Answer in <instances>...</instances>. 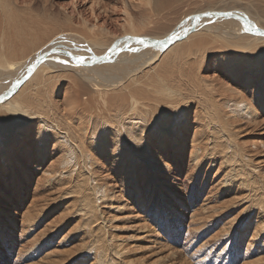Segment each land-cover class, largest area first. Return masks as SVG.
I'll list each match as a JSON object with an SVG mask.
<instances>
[{
	"label": "rangeland",
	"instance_id": "rangeland-1",
	"mask_svg": "<svg viewBox=\"0 0 264 264\" xmlns=\"http://www.w3.org/2000/svg\"><path fill=\"white\" fill-rule=\"evenodd\" d=\"M203 9L241 10L264 27V0H0V59L21 65L60 34L93 53L132 31L162 38ZM2 10L32 34L10 38ZM201 33L113 89L59 70L18 95L33 118L0 110V264H97L99 250L118 264H264V97L254 93L264 52L209 38L194 48ZM173 115L180 134L171 143V125L160 144L148 125Z\"/></svg>",
	"mask_w": 264,
	"mask_h": 264
},
{
	"label": "bare ground",
	"instance_id": "bare-ground-1",
	"mask_svg": "<svg viewBox=\"0 0 264 264\" xmlns=\"http://www.w3.org/2000/svg\"><path fill=\"white\" fill-rule=\"evenodd\" d=\"M213 12H225L226 15H213ZM230 13H236L240 15L241 17H233L231 15H227ZM4 16L7 18L8 29H9V32L11 33L9 37L13 38V40L25 38L23 36L26 34L28 35L30 33V32L28 33V31L26 30L25 25L24 26L22 25L23 28H21L22 26L20 25V23L17 22V20H15V18L17 17H15L14 13L10 11H3V17ZM29 31L31 30L29 29ZM200 31H203V32L201 33ZM261 31H264V27L261 26V24H259L258 21H256V19H254L253 17L249 16L246 12H243L241 10H236V9L235 10H226V9L204 10L203 9V11H198V12H195L194 14H190L185 21L177 25V27H175L171 31V33H169L167 36H164V37L162 36V38H156L154 36L153 37L138 36V35L133 34L134 32L132 31L133 33L131 32L130 33L131 35H122V36L114 37L113 40L109 44H107L106 46H103L105 49L102 50L100 53H93L92 50H90L91 48L89 49L90 47L88 43L89 41L88 42L84 41L82 38H79L80 36L77 39L76 36H75L76 38L74 37L72 38L70 37L71 35L68 36V34H60L56 36L53 40H51V42L37 55L33 54L34 56L27 59L21 65H17L16 62H8V63L3 62L2 63L0 59V110H2V112L4 111V113L2 114H5L6 112V113H12L16 115H22L25 117L28 116L29 118H33L34 114L27 112V110H25V108L23 107L24 102L22 103L17 100V97H19L18 95L20 94L21 90L25 87L26 83L29 80L33 79L34 77L44 75V74L45 75L49 74L50 76V73L57 72L59 70L72 71L78 77H81L83 79H88L89 81L92 80L91 76L93 74L95 75L98 74V76L100 77H105L104 80L107 83H104L103 85L105 87L111 86V89H113L116 86L120 85L121 80L125 77V75H127V73L130 74L131 71L137 70L141 68L142 65L150 63V59H153V61L156 60L164 50L180 42L186 41L187 39H189V37H191L192 34L194 35V33H198V32L201 34H204V36H201V38L198 39L196 43H194V46H193L194 48L202 49L203 45H205L209 39L212 41L213 40L222 41L223 42L222 44L225 46V48H228V49L231 47V48H237V49L240 48V49L246 50L247 46L249 45L255 46L256 44L257 48L260 46L261 48H263V49L258 48V50H255L257 48L256 46L255 47L253 46L254 52L257 53L256 55L260 56L261 54H263L262 52H264L263 51L264 47H262L264 46V35L260 34ZM243 34H245L247 38L243 37ZM246 41H249L247 42L248 44L245 43ZM91 42L93 43L92 47H95L97 46V44H99L98 41H91ZM23 44H24V47L27 46V43H23ZM249 48L251 47L249 46ZM50 51H53V52L48 53ZM0 58H1V55H0ZM247 63H249L248 60H247ZM258 63H259V59L256 58L251 64L254 66V64L258 65ZM4 69L8 71L3 73L1 70H4ZM261 69L262 67L260 66L258 70L260 71ZM27 73L28 75L25 77ZM88 73H90L91 75ZM7 79L8 81L6 82ZM258 79H259V82L256 83L258 89L254 91V93L257 95V97H259V99L255 98L253 94H252V98L254 97L256 101L262 102L263 101L262 97H264V80L263 78H258ZM96 88L99 89V86L96 85ZM131 101H134V100H131ZM243 105L244 104L240 106H243ZM174 117L168 120L167 122H165L164 124H161V126L158 123V120L160 118L158 119L155 118L153 120L151 119L152 121L148 125L150 126L149 127L151 131L150 135L157 136L156 139L158 140L160 144L164 141V138L166 137L165 133H167L166 130L171 125H173L172 131L168 132L169 134L168 137H169L170 142L172 143V141H174V138H175L173 137L174 134L176 135L180 134L181 130L176 128L178 125H180V123L177 121L179 119L176 118L177 116H174ZM127 118L130 121H132V124L135 123L137 126H140L142 124L141 122L143 121L131 115ZM147 124L145 126H147ZM121 126H122V122H121ZM102 129H105L104 126L103 128H101L100 133H103ZM45 130L46 132L48 131L46 127H45ZM116 133L121 134L122 131H119V128L117 127ZM96 135L97 134H94L93 136H96ZM61 137L64 141H67V139L63 138L64 137L63 135ZM135 138L136 137L133 138L134 139L132 140L133 142L131 141L134 148L139 147V145L135 143V140H136ZM95 142L100 143L99 145H97V147H100L102 139H97V141ZM132 145L130 146V144H127V141H124L123 148L125 150L126 149L129 150L130 148L132 149ZM2 146L3 147H0V160L4 161L6 160L7 155L5 153V146L4 145ZM72 146L76 147L73 144ZM66 148H65L66 152H69L72 155L75 154V151L72 149V147L70 148L69 145H66ZM131 151L132 150H130L129 152L126 151L124 155L126 153H130ZM8 172L13 173L11 166L9 167ZM87 206L90 207L89 205ZM120 208L121 207L118 204H114L113 206L114 210L115 209L117 210ZM128 217L130 216L124 215V216H120L118 219H121V220L128 219ZM254 231L258 235L260 234L258 229H255ZM38 243L39 242H35L34 246L28 249V251H32L35 248L36 244ZM122 253H123L122 250L118 251V254L121 255ZM98 254L100 256L97 255V257H100V262L97 264H118L114 260H111L109 262L102 260L103 257L101 256L102 253L100 252V250L98 251ZM92 263L93 262H91V264Z\"/></svg>",
	"mask_w": 264,
	"mask_h": 264
},
{
	"label": "water",
	"instance_id": "water-1",
	"mask_svg": "<svg viewBox=\"0 0 264 264\" xmlns=\"http://www.w3.org/2000/svg\"><path fill=\"white\" fill-rule=\"evenodd\" d=\"M213 15H226V13L225 12H213ZM227 15H231L233 17H241L240 15H238L236 13H230V14H227ZM260 34L264 35V31H261ZM51 52H53V51H50L48 53H51ZM28 73L25 75V77L28 75ZM6 94H8V93H6Z\"/></svg>",
	"mask_w": 264,
	"mask_h": 264
}]
</instances>
